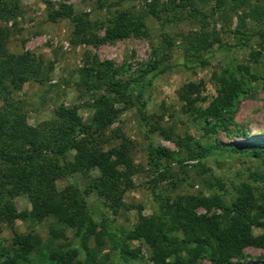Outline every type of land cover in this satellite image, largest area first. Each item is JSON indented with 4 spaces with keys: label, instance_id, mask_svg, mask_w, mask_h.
I'll return each instance as SVG.
<instances>
[{
    "label": "rangeland",
    "instance_id": "obj_1",
    "mask_svg": "<svg viewBox=\"0 0 264 264\" xmlns=\"http://www.w3.org/2000/svg\"><path fill=\"white\" fill-rule=\"evenodd\" d=\"M50 1L56 8L60 4H67L75 12L86 13L91 21L90 32L98 36L103 35L118 11L143 22L142 34L130 33L121 39L96 44L78 43V39L74 40L68 19H49V9L40 0H19L20 13L15 24L7 23L10 33L6 47L14 53L29 51L39 55L52 66L45 79H30L19 90L12 92V98L30 125L49 119L59 104L71 108L80 121L88 122L94 114L92 105L96 95L105 94L114 98V106L119 107L120 111L111 128L117 127L132 141L131 158L139 169L131 176L132 187L122 195L126 208L119 209L116 214H111L102 198L94 192L86 196L85 202L92 215L82 234L88 235L87 245L96 249L95 259L101 264H153L151 251L144 239L153 232L151 217L158 203L176 206L175 202L187 195L213 193L220 194L229 202L235 195V186L239 181L247 180L251 172L264 171L263 161L260 157L252 156L248 152L250 150L225 147L228 144L240 147L241 143L264 138V42L254 37L247 46L230 49L218 48L217 43H212L200 50L199 54L206 56L203 67L186 69L179 66L184 63L181 36L199 30L201 14L205 15L206 30L213 26L218 37L226 42L230 41L231 36L220 29V21L226 28L232 29L242 17L246 25L252 26L254 12L250 6L235 8L229 2H224L220 7L222 20L219 21L214 2L210 1L202 5V12L195 18L188 16L184 10L181 18L178 15L174 20L161 22L148 12L149 0ZM251 51H258L259 56L250 57ZM93 58L96 62H110L109 66H101V69H118L108 74L114 80L131 83L140 76L144 80L150 79V82L141 90L132 92L131 103L126 106H122V102L127 94L116 98V95L106 91L105 86L97 89L90 87L85 93L84 86L76 84L79 81L78 69L90 65ZM163 65L170 67L154 75ZM249 74L254 78H250ZM221 75L224 78L241 76L243 87L248 91L234 101L232 114L224 120L223 125L217 122L209 129L213 121L200 118L196 111H186L176 91L186 82H201L203 100L196 102L194 107L204 108L216 94ZM138 91L142 99L140 108L137 107ZM117 141L113 139L111 143ZM106 146L103 145L104 148ZM149 146L165 150L167 157L153 155V161L149 162ZM207 146H210L208 153L199 158L192 157ZM96 174L95 169L87 173L89 176ZM213 176L222 183L221 190L210 186ZM87 180L86 175L75 172L70 177L56 179L55 184L57 189L67 184L83 189ZM249 183L253 185L255 195L264 194V185L257 183L254 186L250 179ZM12 201L18 211L29 208L26 195L15 196ZM194 212L204 213L205 210L198 208ZM211 212L220 215L224 223L225 216L220 209H212ZM101 215H105L106 225L103 232L98 233L97 240L95 234L100 230L98 223ZM138 225L141 237L125 241L129 249H135L136 254H126L125 258H121L115 245L119 233H127ZM251 232L256 235L261 230L252 226ZM16 234L31 237L28 238L30 248L27 260L15 257L19 249L18 243L13 241ZM32 238L35 239L33 245ZM67 248H77L79 257L84 256L74 229L52 217L34 221L26 217L16 218L11 223L0 221V264H51L49 254ZM171 251L169 260L185 256L177 243L171 245ZM242 251L243 264L264 260L263 248L247 246ZM9 257L10 261L6 262ZM196 264L210 263L203 257L197 259Z\"/></svg>",
    "mask_w": 264,
    "mask_h": 264
},
{
    "label": "trees",
    "instance_id": "obj_2",
    "mask_svg": "<svg viewBox=\"0 0 264 264\" xmlns=\"http://www.w3.org/2000/svg\"><path fill=\"white\" fill-rule=\"evenodd\" d=\"M49 9L48 18L57 17L68 19L72 25L74 40L80 43L96 44L106 40H116L128 36L130 33H144V25L137 17H127L118 11L111 24L105 29L102 36L90 32L91 21L86 13L73 11L67 4L54 7L50 0H40ZM214 2L216 18L220 21V7L229 2L235 8L250 6L254 12V24L248 26L239 17V23L228 29L220 21V29L231 36L230 41H222L212 26L206 30L205 15L201 14L198 31H189L181 36L184 49L182 56L184 63L179 66L192 69L195 66L203 67L206 56L200 55L212 43L218 48L245 47L249 41L257 37L264 42V0H149L148 12L161 22L181 18L184 10L188 16L196 17L202 12V5ZM20 13L19 0H0V221L11 223L16 218L41 220L52 217L74 229L79 246L84 256L79 257L77 248H67L64 251H54L49 254L51 264H101L95 259L96 249L87 245L88 235L82 234L86 224L91 219V211L85 198L94 192L101 197L103 204L111 214H116L121 208H126L122 200L123 193L133 185L131 176L138 171L131 158L132 141L122 134L117 127L111 125L117 119L120 111L114 106V98L105 94H98L93 99L94 114L88 122L77 119L71 108L57 105L51 117L47 120L30 125L26 122L24 114L12 98V92L19 90L22 84L30 79L43 80L51 70V63L44 61L41 56L29 51L18 53L10 52L7 39L10 27L7 23H14ZM250 57L257 58L258 51H251ZM190 63V64H187ZM110 62H96L93 58L90 65L78 69L79 81L85 93L89 88L97 89L105 86L108 93L123 99L122 106L131 103V95L136 89L141 90L150 79L141 77L128 81L114 80L110 73L117 72V68L101 69L109 66ZM170 65L159 67L154 75L161 73ZM245 71L248 69L245 67ZM248 72V71H247ZM153 75V76H154ZM250 78H254L249 74ZM152 78V77H151ZM220 86L216 94L204 108H196L195 103L202 101L201 82H186L176 91L177 98L183 103L186 111H196L202 119L224 124V120L231 116L234 101L239 95L248 91L243 87L242 80L228 76L219 77ZM130 85L129 89H127ZM142 106L141 93H137V107ZM117 143H111L112 140ZM103 145H107L105 148ZM237 144H228L226 149L250 150L252 156L260 157L264 163V138ZM210 146L199 149L192 157H202L208 153ZM153 155L166 156V151L149 146V162ZM95 169L97 174L89 176L87 173ZM75 172L86 175L88 180L83 189L73 184H67L57 189L55 180L60 177H70ZM254 186L264 185V171L251 172L247 180L239 181L235 186V195L225 201L218 193L210 195L190 194L177 203L176 206H164L158 203L151 217L153 227L145 242L148 245L153 264H196L199 258H206L210 264H243V248L247 246L264 249V194H254ZM210 186L217 189L223 187L216 177H212ZM26 195L29 208L16 210L13 197ZM203 208L204 213H195ZM212 209H220L225 216L224 223L220 215L212 213ZM140 219V215H138ZM102 233L106 223L105 215H101L98 223ZM257 226L261 232L252 234L251 227ZM108 235L111 236L109 233ZM141 237L139 225L127 233L120 232L116 239L118 255L125 258L126 254L134 256L135 249H129L126 240ZM28 235L16 234L13 241L18 243L19 249L15 257L27 260L30 242ZM35 239L32 238V245ZM177 243L183 249L182 258L168 259L171 256V245ZM231 259H235L232 261ZM10 261V257L6 262ZM48 264V263H47ZM246 264H264L263 261Z\"/></svg>",
    "mask_w": 264,
    "mask_h": 264
}]
</instances>
